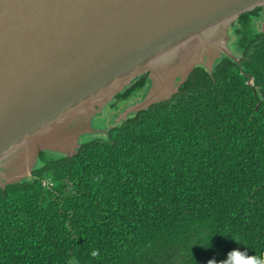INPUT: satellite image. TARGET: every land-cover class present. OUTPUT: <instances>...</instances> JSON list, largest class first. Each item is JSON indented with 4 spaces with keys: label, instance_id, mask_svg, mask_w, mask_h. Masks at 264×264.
Returning <instances> with one entry per match:
<instances>
[{
    "label": "trees",
    "instance_id": "16d2710c",
    "mask_svg": "<svg viewBox=\"0 0 264 264\" xmlns=\"http://www.w3.org/2000/svg\"><path fill=\"white\" fill-rule=\"evenodd\" d=\"M262 19L231 27L239 63L195 68L169 101L82 137L71 158L41 152L31 178L0 189V264H264Z\"/></svg>",
    "mask_w": 264,
    "mask_h": 264
},
{
    "label": "water",
    "instance_id": "95a60500",
    "mask_svg": "<svg viewBox=\"0 0 264 264\" xmlns=\"http://www.w3.org/2000/svg\"><path fill=\"white\" fill-rule=\"evenodd\" d=\"M264 0H0V189L32 177L41 152L71 158L143 75L122 119L169 101L197 67L239 63L229 30ZM251 84V81H248Z\"/></svg>",
    "mask_w": 264,
    "mask_h": 264
},
{
    "label": "rangeland",
    "instance_id": "374dc122",
    "mask_svg": "<svg viewBox=\"0 0 264 264\" xmlns=\"http://www.w3.org/2000/svg\"><path fill=\"white\" fill-rule=\"evenodd\" d=\"M230 32H232V29L229 30V34L231 35ZM139 96H141V95H139ZM139 96L137 95L136 97H134L131 100L124 102V103L118 102L116 110L115 109L111 110V107H110V105L112 104L111 103L109 105V107L104 109L102 116L96 120L95 127L99 130L105 131L106 129L110 128L112 125L117 124L118 118L122 117V114H123L125 108L128 105L132 104L131 102H133V101L135 102V100L138 99Z\"/></svg>",
    "mask_w": 264,
    "mask_h": 264
},
{
    "label": "flooded vegetation",
    "instance_id": "af4514ba",
    "mask_svg": "<svg viewBox=\"0 0 264 264\" xmlns=\"http://www.w3.org/2000/svg\"><path fill=\"white\" fill-rule=\"evenodd\" d=\"M230 29H231V28H230ZM141 79L144 80V81L147 83V84L145 85V89H144L145 94H146V92H147V90H148V88H149V86H150V82H149V80H148L147 75H143V76L139 77L138 79H136V80L132 83V85H135L136 83H139V82L141 81ZM132 85H131V86H132ZM131 86H130V87H131ZM130 87H128V88H130ZM132 87H133V86H132ZM145 94H144V96H145ZM144 96H142V97L139 96V98L136 99L135 102L142 100ZM133 102H134V101H133ZM133 102H131V103H133ZM135 102H134V103H135Z\"/></svg>",
    "mask_w": 264,
    "mask_h": 264
},
{
    "label": "clouds",
    "instance_id": "9594fccd",
    "mask_svg": "<svg viewBox=\"0 0 264 264\" xmlns=\"http://www.w3.org/2000/svg\"><path fill=\"white\" fill-rule=\"evenodd\" d=\"M93 255H95V253H93ZM246 264H259V261L256 258H252V259L248 260L246 262Z\"/></svg>",
    "mask_w": 264,
    "mask_h": 264
}]
</instances>
